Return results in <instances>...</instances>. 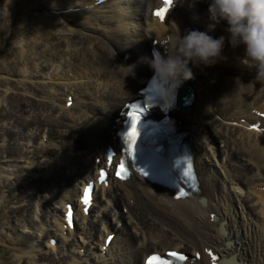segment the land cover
<instances>
[{"label": "bare ground", "instance_id": "bare-ground-1", "mask_svg": "<svg viewBox=\"0 0 264 264\" xmlns=\"http://www.w3.org/2000/svg\"><path fill=\"white\" fill-rule=\"evenodd\" d=\"M0 1V137L6 141L0 144V223L3 239L23 264H130V259L140 264L149 248L186 251L187 264H264V81L234 59L243 55V46L232 50L227 41L225 61L193 67L194 78L185 82L194 98L189 111L177 112L197 191L178 199L140 176L112 180L94 192L88 215L79 208L73 229L64 227V205L77 200L78 186L109 175L97 167L104 164L105 148L115 144L121 107L151 75L146 59L152 57L153 40L163 49L185 29L206 30L211 21L205 0H177L165 22L152 16L158 0H28V14L15 21L9 19L10 0ZM21 25L24 39L11 47L7 33ZM226 27L220 22L210 34L226 36ZM45 78L49 90L39 85ZM28 110L33 113L26 122L22 114ZM7 117L13 121L4 126ZM257 124L263 130L250 129ZM31 125L37 135L25 132ZM22 136L26 143L20 145ZM86 147L91 148L86 155L68 154ZM95 158L101 159L98 165ZM95 207L97 217L90 220ZM111 232L116 235L104 250ZM62 246L66 251L58 261L53 252ZM197 252L200 260L193 258Z\"/></svg>", "mask_w": 264, "mask_h": 264}, {"label": "clouds", "instance_id": "clouds-1", "mask_svg": "<svg viewBox=\"0 0 264 264\" xmlns=\"http://www.w3.org/2000/svg\"><path fill=\"white\" fill-rule=\"evenodd\" d=\"M211 23L206 30L185 29L169 38L163 52L154 49L146 59L153 72L152 81L175 91L183 82L194 78L193 67H210L223 62L227 46L236 50L243 46V55L234 59L238 65L254 72L264 81V0H205ZM224 22L226 36L210 33ZM191 65V66H190Z\"/></svg>", "mask_w": 264, "mask_h": 264}, {"label": "rangeland", "instance_id": "rangeland-1", "mask_svg": "<svg viewBox=\"0 0 264 264\" xmlns=\"http://www.w3.org/2000/svg\"><path fill=\"white\" fill-rule=\"evenodd\" d=\"M27 1L28 0H10V2H9V19L11 20V21H15V20H18L19 18H21L23 15H27L28 13H27V11L29 10V7H28V4H30V3H27ZM2 6H3V3H2V1H0V17H2ZM19 6V7H18ZM18 7V8H17ZM17 9H19L20 11H19V15H15V10H17ZM14 10V11H13ZM15 17V18H14ZM5 23V22H4ZM45 24H46V22H45ZM23 27H22V25L21 26H16V29L15 30H13V32H11V33H7V36H8V38H9V40H10V42H11V47H15V45L17 44V43H20L21 41H23V39H24V36H25V34H26V32L25 31H22L21 29H22ZM12 33H16V36L15 35H13ZM11 36H12V38H11ZM151 40V38L149 39V41ZM9 46H10V44H9ZM51 72V71H50ZM28 73V72H27ZM229 75H234V73H231V74H229ZM1 79V78H0ZM2 79H6V80H9L8 78H2ZM40 79H44V78H40ZM47 78H45V80H46ZM25 80H27L28 81V79H25ZM33 81V80H32ZM49 81H45V82H42L43 84H39V82L37 83V84H39V85H41V86H44L43 88L44 89H48L47 87H46V84H50V83H48ZM30 84H33V82H30ZM0 87H3L2 85H0ZM14 89H16V88H14ZM49 90V89H48ZM10 93V91H7V95ZM10 95V94H9ZM25 95V94H24ZM29 95H30V93L28 94V93H26V97L28 96L29 97ZM31 96V98H33L36 102H40L42 99H39V97H35L33 94L32 95H30ZM61 97L63 98V95H61ZM29 99V98H28ZM42 102H43V100H42ZM45 103H47L48 102V99L47 100H45L44 101ZM22 103H24L25 104V106L24 107H26V104H27V101L26 100H23L22 101ZM4 106L6 109H8V107H6V104L5 103H2L1 104V106ZM56 105H58V103L56 104ZM121 106V105H120ZM57 108V107H56ZM119 108V107H118ZM45 110V109H44ZM56 110V109H55ZM54 110V111H55ZM60 110V109H59ZM30 112V113H29ZM37 112V113H36ZM36 112H34V114H38V112H39V114H43V115H45V116H47L49 113L47 112V111H43V110H36ZM32 113L33 112H31V111H25L23 114H22V118H23V120H25L26 122H28V121H30L31 120V116H32ZM56 113V112H55ZM50 114H51V116H52V111L50 112ZM25 115V116H24ZM54 115V114H53ZM44 117V116H43ZM11 121V123H12V121L13 120H11V118L9 119V117H7L6 118V120L4 121V126H8L7 124L9 123ZM10 127V126H9ZM15 129V131H18L19 129H20V131H21V128H14ZM43 129V127H41V130ZM41 130H39V131H41ZM64 130V129H63ZM32 131H34L35 132V134L37 135V132L38 131H36V126H34V125H31L30 127H29V129H25V132L27 133H30V132H32ZM4 136H1L0 137V144L4 147V144H5V137L3 138ZM75 137H77V133L75 134ZM44 138V137H43ZM4 139V141H2ZM27 140V139H26ZM59 141V139H57V141H51V143L52 144H55V142H58ZM18 144H22V143H26L25 142V140L23 139V136H22V138L21 139H19V141H16ZM34 142H36V137H33L30 141H29V144L31 145V146H33L34 147ZM48 144V143H47ZM6 146V145H5ZM33 147H31V150L33 149ZM219 148L220 149H222L223 148V144L222 143H219ZM89 149H91L90 147H86V148H84L83 150H79L80 152H75V151H68V154L69 155H71V157H80V156H82L83 154H85L86 153V151L88 150V151H90ZM221 153V152H220ZM86 155V154H85ZM90 156H92L91 154H89ZM41 162H46V161H44L45 160V158H43L42 160L41 159H39ZM25 167H27V169H29L28 167H29V165H26ZM65 168V167H64ZM62 170H64L65 172H68V171H70V169H62ZM26 174H29V173H27L26 172ZM40 176V175H39ZM79 180V178L78 177H76V180ZM75 184H76V182H75ZM80 186V185H79ZM78 186V187H79ZM62 188V189H61ZM57 189H59V190H66L67 188L66 187H57ZM79 189V188H78ZM4 193L5 194H7V192H6V190H4ZM31 193H33V191L31 192ZM47 193H49V192H46V196L48 195ZM34 194V193H33ZM48 199H50L51 201H52V203H55V202H57V201H59V199L57 198V199H53L52 197H50V196H48ZM132 202H130V204H131ZM17 204V203H16ZM10 206H14V205H10ZM24 207V206H23ZM96 210H97V208L95 207V208H93V216H94V218L92 219H90V220H95V216L97 217V213H96ZM122 211H124V213H126V211H127V209L125 208L124 209V207L122 208ZM12 214H15V213H12ZM11 214V215H12ZM16 215V214H15ZM50 215L51 214H49V217H50ZM93 222H95V221H93ZM119 224H121V223H119ZM8 226V225H7ZM6 226V227H7ZM97 226V225H96ZM99 226H97V228H98ZM5 231V229H4V227H3V225L0 223V264H23V259H18L17 257H16V255L14 254V252H13V249H12V247H11V245L8 243V241H5L3 238V235H4V232ZM130 232H131V234H133L134 236H136V237H138L137 239L139 240L140 239V237L138 236V234H136L137 232L136 231H133V230H131L130 229ZM134 232H136V233H134ZM80 237V236H79ZM93 237V236H92ZM143 240V239H142ZM135 243H136V240H135ZM137 243H140V242H138L137 241ZM151 249V250H150ZM150 250V251H149ZM149 252H153L154 250H156V248H149ZM65 251H66V247H60V249L58 250V251H54L53 252V257L56 259V260H58L59 261V254H63V253H65ZM81 254L83 255L84 254V252L83 251H81ZM97 254L96 253H94L93 254V256L95 257ZM143 255V254H142ZM140 261H141V257H140ZM139 261V263L141 264V262ZM130 264H133V262H134V259H130ZM40 264H43V263H41L40 262Z\"/></svg>", "mask_w": 264, "mask_h": 264}, {"label": "snow or ice", "instance_id": "snow-or-ice-1", "mask_svg": "<svg viewBox=\"0 0 264 264\" xmlns=\"http://www.w3.org/2000/svg\"><path fill=\"white\" fill-rule=\"evenodd\" d=\"M172 0H165V4L168 6H171ZM167 11V8L164 9H160L156 12L157 16H160L161 18H163L164 13ZM140 120V116L139 114H136V116L134 118H132L131 120V125L127 130V136L130 137V142L127 146L126 151L130 152V153H135L136 151V144H137V138L140 136V132L138 130V122ZM254 128H256L257 126L253 125ZM109 162H111L112 160V156L108 157ZM124 161H120V165H119V170L117 171V176H119L120 178H124V172L126 171V169H124ZM103 175V173H102ZM183 175L186 179H190V180H194L195 177L192 173V168L191 165L188 164L186 169L183 172ZM181 195H184L183 190H181ZM84 202L88 203L89 202V191L88 189H85L84 192ZM68 215L71 216V210H69ZM171 256L173 257H178L179 259H185V257L182 254H178V253H170ZM158 258L156 257H150L148 264H152L153 260H156Z\"/></svg>", "mask_w": 264, "mask_h": 264}, {"label": "water", "instance_id": "water-1", "mask_svg": "<svg viewBox=\"0 0 264 264\" xmlns=\"http://www.w3.org/2000/svg\"><path fill=\"white\" fill-rule=\"evenodd\" d=\"M181 97H183V98H185L186 100H188V101H187L188 104H191V102H192V100H193V98H194V92H193V90L190 89V88H185V90H184V94H182Z\"/></svg>", "mask_w": 264, "mask_h": 264}]
</instances>
